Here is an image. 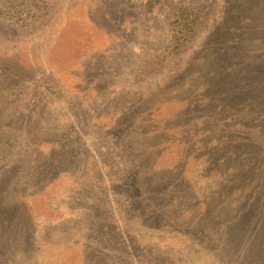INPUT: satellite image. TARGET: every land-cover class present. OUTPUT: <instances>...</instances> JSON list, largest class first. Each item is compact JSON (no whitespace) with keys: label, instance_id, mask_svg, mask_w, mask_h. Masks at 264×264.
<instances>
[{"label":"rangeland","instance_id":"rangeland-1","mask_svg":"<svg viewBox=\"0 0 264 264\" xmlns=\"http://www.w3.org/2000/svg\"><path fill=\"white\" fill-rule=\"evenodd\" d=\"M0 264H264V0H0Z\"/></svg>","mask_w":264,"mask_h":264},{"label":"trees","instance_id":"trees-1","mask_svg":"<svg viewBox=\"0 0 264 264\" xmlns=\"http://www.w3.org/2000/svg\"><path fill=\"white\" fill-rule=\"evenodd\" d=\"M212 12H213V8L211 7L208 10H204V11L180 9L179 12L176 13L173 21L174 28L171 32V40H173L175 44L174 46L175 51H178L180 54L184 52V50L190 45V43L194 40L197 33L200 31L203 23L207 19H209ZM232 143L234 142L231 141L230 145H225V148L220 149L218 152L211 146V151L217 156H215L214 158L216 159L213 160L212 157L214 154H212L211 156L212 160H208L207 164L210 166H214L213 163H215V160L219 159L220 156L222 157V155L232 157V153H235V149L237 147L236 144L234 145ZM169 152L173 154L174 151L173 149H170ZM180 152H182L181 149ZM183 164H185L186 168H188L187 163H183Z\"/></svg>","mask_w":264,"mask_h":264}]
</instances>
